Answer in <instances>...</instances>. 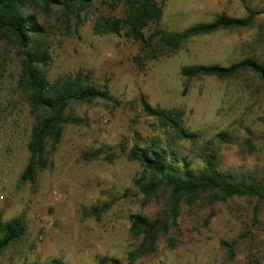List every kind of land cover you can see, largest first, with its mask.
I'll return each instance as SVG.
<instances>
[{"label":"rangeland","instance_id":"rangeland-1","mask_svg":"<svg viewBox=\"0 0 264 264\" xmlns=\"http://www.w3.org/2000/svg\"><path fill=\"white\" fill-rule=\"evenodd\" d=\"M248 9L259 12L252 26L192 37L177 52L138 70L131 62L138 44L94 35L93 15L72 37L54 36L51 77L89 70L93 81L107 83L121 104L76 106L82 123L66 125L49 167L34 184L23 186L18 180L27 160L31 119L16 85L19 63L11 47L0 46V211L4 219L20 215L27 223L26 235L0 256V264L51 258L99 264L103 257L127 263L126 252L140 241L129 234L130 214L155 218L168 195L145 198L132 185L141 167L127 159L128 149L146 145L153 136L165 139L156 119L143 111V98L152 106L182 109L185 125L200 133V142L227 130L228 142L212 144L218 168L264 179V88L258 78L250 73L227 82L202 77L185 88L180 73L183 65H228L245 56L264 63V0H165L158 27L182 31L220 13L244 16ZM177 145L183 146L181 155L192 157L188 141ZM88 152L97 153L87 157ZM109 201L108 210L91 213ZM251 257L264 263V201L235 197L211 202L204 197L192 205L181 203L176 225L160 237L156 251L134 264H247Z\"/></svg>","mask_w":264,"mask_h":264},{"label":"trees","instance_id":"trees-1","mask_svg":"<svg viewBox=\"0 0 264 264\" xmlns=\"http://www.w3.org/2000/svg\"><path fill=\"white\" fill-rule=\"evenodd\" d=\"M165 0H0V46L11 47L19 63L17 88L31 119L25 144L26 163L19 175L20 186L34 184L39 173L50 165L51 154L61 143L68 124L80 125L81 116L76 106L103 102L114 108L120 100L110 93L107 83L96 84L89 70L76 71L51 77L52 39L54 36L72 37L93 15L94 35L111 34L117 41L127 38L138 44L131 62L143 69L147 61L169 56L198 35L217 30H234L253 25L258 11L248 9L244 16L218 14L213 20L195 23L182 31H167L158 27L163 16ZM151 29V30H149ZM185 88L190 80L215 77L231 81L240 74L255 75L264 88V63L253 56H245L228 65L194 63L180 70ZM142 109L156 119L163 129L165 139L153 136L149 143L133 144L127 151L129 160L137 161L141 170L132 185L145 198L158 197L167 192L164 206L155 218L133 213L129 216V234L139 243L126 252V264L154 251L161 236L175 226L181 203L192 205L202 198L211 202H224L235 197L255 198L264 201V179L247 174L223 171L217 166L214 141L230 140L227 130L215 134L210 141L200 142L199 132L184 123L180 108L152 106L144 98ZM179 140L189 142L192 157L181 155ZM213 141V143H212ZM251 145V140L246 139ZM97 152H88L87 157ZM199 162L193 166V162ZM113 202V201H112ZM111 201L91 208L99 216L108 210ZM257 206L253 208L255 221ZM0 211V256L10 246L20 242L27 233V223L20 215L4 219ZM208 219H206L207 223ZM223 245H225L223 243ZM228 259L233 254L226 250ZM99 264H121L117 258L103 257ZM28 264H63L60 258ZM247 264H264L251 257Z\"/></svg>","mask_w":264,"mask_h":264}]
</instances>
